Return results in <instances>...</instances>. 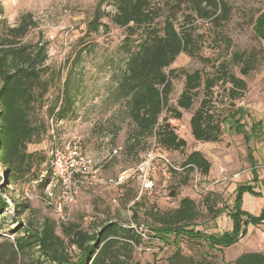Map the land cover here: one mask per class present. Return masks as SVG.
<instances>
[{"label":"trees","instance_id":"1","mask_svg":"<svg viewBox=\"0 0 264 264\" xmlns=\"http://www.w3.org/2000/svg\"><path fill=\"white\" fill-rule=\"evenodd\" d=\"M106 4L113 6L115 12L103 10ZM161 5H171L176 11L187 6L193 14L189 19L195 16L211 21L217 27L228 21L231 15L229 5L218 0H98L89 32L98 33L102 27H107L103 23L106 17L119 28L127 30V42L140 30L145 32L141 39L134 41L137 43L134 48L130 45L125 47L128 56L125 69L120 76H115L116 88L111 92L112 104H122L124 113L134 124V131L129 136L132 143L129 149L134 150L155 135L157 143L169 156L171 152L184 151L188 144L176 132L171 120L182 119L183 112L192 109L201 90L203 97L190 119L193 138L201 143H220L222 127L228 122L229 128L238 135L242 134L249 144L258 132L264 133L261 121L254 122L251 127L253 133H249L246 129L248 124L244 122L248 113L243 108H237L222 120L216 119L214 111L215 89L219 83L230 86L227 88L229 97L236 101L248 91L247 81L232 73L228 63L220 64L218 76L208 78H204L200 71L189 73L172 69L180 55L194 57L199 48L195 28L191 26L178 30L174 22L176 17L167 19L162 29L152 27ZM2 15L0 3V167L3 168L0 184L2 180L6 182L0 186V216L13 205L14 220H19V225L13 232L16 235L14 244L10 247L0 244V264H143L138 254L145 252L153 241L165 244L170 236L174 237L176 251L168 258L167 264H189L182 252L183 240H203L209 248L223 251L239 243L246 236L250 224L264 223V212L259 217H253L242 208L244 193H255L252 185L238 187L232 209L225 205L219 209L223 199L218 195L208 194L204 198L203 203L214 222L223 214L233 221L232 231L217 234L196 231L201 213L196 201L190 197L183 198L177 209L157 212L153 218L155 222L148 227L141 225L137 213H133L136 224L133 223L149 237V241L131 226V221L125 224L106 220L96 230H86L77 223H70L62 227L63 235L58 234V224L53 219L46 218L39 225L30 218L25 221L22 216L28 207L13 197L4 198L3 194L9 192L8 186L31 183L43 174L45 176L38 187L58 185L52 172L50 152L47 155L29 152L28 146L40 144L50 137L53 148L57 137L52 133V126L55 129V124L75 114L80 93L76 70L81 54H77L72 61L60 86V93L52 101L50 93L62 80L63 71H53L47 64L48 42L43 38L27 40L31 29L36 26L30 15L23 17L20 24L14 27L9 26ZM232 63L240 68L245 77L258 71L262 65L257 52H235ZM179 73L185 76V86L177 105L173 106L170 96L174 79ZM45 108L48 122L34 123L32 119L37 109ZM182 167L189 172L197 168L207 176L212 164L202 151L195 150L186 155ZM255 170L256 166L252 164V171ZM0 239H3L1 234ZM228 264H264V253H244Z\"/></svg>","mask_w":264,"mask_h":264},{"label":"rangeland","instance_id":"2","mask_svg":"<svg viewBox=\"0 0 264 264\" xmlns=\"http://www.w3.org/2000/svg\"><path fill=\"white\" fill-rule=\"evenodd\" d=\"M218 1L226 2L231 8V15L222 26H214L211 21H203L195 16L189 19L193 14L187 6L176 11L177 9L171 5H161L152 27L162 29L167 19L176 17L174 22L178 30L191 26L195 28L194 34L199 48L196 55L194 57L180 55L172 65V69L185 70L189 73L200 71L204 78H208L218 76L221 70L220 64L228 63L232 73L247 81L248 91L242 99L236 101L229 97L227 88L230 86L219 83L215 89L217 98L214 101L216 108L214 111L216 119L222 120L230 112L243 108L252 116V120L244 121L248 124L249 130L254 121L264 118V52H262L264 46L255 35L252 26L264 10V0ZM0 3L3 8L2 19L9 26H18L23 17L30 15L36 26L31 29L27 40L43 38L48 42L47 64L53 71H63L62 80L50 93L52 101L60 93V86L67 76L72 61L77 54H81L76 70L77 79L80 81L76 111L73 116L55 124L54 134L57 137L55 146L64 150L69 143L77 144L85 157L93 158L98 164L108 160L114 149H119V154L101 170V176L105 179L116 178L121 171L137 165L157 138L154 135L144 140L134 150H130L132 143L129 142V136L134 131V124L127 118L122 104H112L111 92L116 88L115 76H120L125 69V60L128 58L125 47L130 45L134 48L137 44L134 41L142 38L144 30H140L131 41L127 42V30L119 28L106 17L103 23L107 27H102L98 33L89 32V23L93 20L98 0H0ZM103 10L115 12L114 7L107 4L103 6ZM235 52L260 54L262 62L260 69L247 77L243 76L240 68L232 63ZM184 86L185 76L179 73L178 78L174 79V88L170 96L171 105H177ZM199 94L192 109L183 112L180 123L173 124L175 120H171L176 132L188 145L182 152H171L170 158L177 166L182 167L187 154L195 150L202 151L211 160L212 168L209 175L184 169L173 174L172 179L166 184L159 182L151 195L140 198L135 183L123 189L79 185L77 203L66 208L63 216L55 208L61 193L60 186L55 184L44 188L37 187L35 190L29 188V191L26 187L33 181L25 185H11L8 186L9 192L3 194V197L6 199L13 197L17 202L28 207L22 216L25 221L30 218L39 225L46 218L55 220L59 235H63L62 227L70 223H77L86 230H96L98 225L106 220L133 223L134 212L137 213L140 224L148 227L155 222L153 218L157 212L164 213L177 209L180 201L185 197L195 200L201 213L196 231L205 234L232 231L233 221L226 214L215 222L212 220L203 203L204 198L208 194L218 195L223 199L219 209L223 205L231 207L232 200L227 190L234 182H245L244 177L249 176L252 163L247 159L243 137L231 130L228 122L222 127L220 143H201L193 138L190 119L199 107L203 91L201 90ZM32 120L36 124L48 122L46 108L37 109ZM253 148L257 157V163L254 165L260 167L254 172L255 177L260 179L255 185L258 193L246 192L245 197L244 195L242 197V208L247 210L250 216L259 217L264 212V163L260 158L262 157L260 152L264 155V136L253 143ZM51 149L50 137L45 138L40 144L28 146L29 152L44 155H47ZM232 163L243 168L229 169ZM0 178L3 179L2 167H0ZM5 183L2 180L0 186ZM218 188H223L224 198L223 194L218 193ZM115 198L116 204L113 203ZM8 202L11 204V200ZM13 210L12 205L10 210L0 216V234L3 236L0 244H7L8 247L14 244L16 235L13 232L19 225V220H14ZM173 241L174 237L170 236L163 247H160V242L153 241L150 246L148 245L152 251L138 254L139 260L143 264H167L168 258L176 251ZM258 242L257 236H249L247 233L243 240L223 251L209 248L203 240L195 242L183 240L181 248L189 264H228L246 253L245 251H249L248 246L254 244L255 247ZM21 260L19 258V262Z\"/></svg>","mask_w":264,"mask_h":264},{"label":"built area","instance_id":"3","mask_svg":"<svg viewBox=\"0 0 264 264\" xmlns=\"http://www.w3.org/2000/svg\"><path fill=\"white\" fill-rule=\"evenodd\" d=\"M175 123H180V120H175L173 124ZM53 129L52 126V133L54 134ZM118 154L119 149H114L109 159ZM49 156L51 158L53 176L61 190L58 202L55 205L56 211L61 216L64 215L66 208L77 203L79 185L123 189L129 184L135 183L138 186L140 198L145 194L151 195L159 182L166 184L172 179L173 174L186 169L177 166L156 140L151 144L137 165L121 171L116 178L112 179H105L101 176V170L107 160L100 164L96 163L93 158L85 157L77 144L69 143L64 150L55 146L50 150ZM195 172L198 174L199 170L195 168ZM44 176L45 174L29 184L26 190L29 191V188L35 190L42 182ZM113 203H117L116 198ZM131 226L136 228V225L132 222ZM137 231L144 240L149 241V237L142 230L139 231L137 229ZM157 242H160V247L164 246L162 241L157 240ZM146 251L151 252L152 249L147 248Z\"/></svg>","mask_w":264,"mask_h":264},{"label":"crops","instance_id":"4","mask_svg":"<svg viewBox=\"0 0 264 264\" xmlns=\"http://www.w3.org/2000/svg\"><path fill=\"white\" fill-rule=\"evenodd\" d=\"M253 31H254L255 35L259 38V40L262 42V44L264 46V10L256 18L255 23L253 25ZM246 119H249V120L251 119L252 120L251 114H249ZM263 120H264V118L261 117L259 120L254 121V122H260L261 121L263 123ZM263 127H264V123H263ZM246 129H247V127H246ZM248 132L249 133H253L252 130H251V128L248 130ZM239 136H242L243 139H244V142H245V145H246V151H247V159H249V162H251L252 164H256L257 163V157H256V154L254 152L255 150L253 148V143L257 142L259 140V138L263 137L264 136V133L258 132L257 133V137L256 138H252L249 144L246 143L245 138H244V136L242 134H239ZM260 155L262 156L260 158L263 159L261 161L264 163V155H262L261 152H260ZM208 160L211 162L210 158ZM224 164H226V163H224ZM232 164L233 165L230 166L231 168L228 167L229 169H235V168L236 169L237 168L239 169V168H243L242 166H239V167L236 166L234 163H232ZM225 167L227 168V165ZM259 168L260 167L258 165H256V169H259ZM249 172H250L249 176L248 177H244V179H246L244 183L243 182H234L231 185V187L229 188V190H227V193L229 194V197L232 200V203H231L232 206L229 207L230 209H232L233 206H234L235 199H236V194H237V189H238L239 186H241V185H252V186L255 187V185H257L256 182L257 181H260V179L258 177H255V174L252 171V168H251V170ZM251 175H252V177H251ZM217 191H218L219 194H223V198L225 197V193H224L223 188H218ZM254 191H255V193H258V191L256 189ZM259 193H261V192H259ZM245 195H244V197H245ZM243 210H245V209H243ZM245 211H247V210H245ZM247 233L249 234V236H257L258 239H259V242L257 243V245L255 247H254V244H252L250 247L248 246L249 251H245V252L246 253H251V252H263L264 253V223L261 224V225L250 224L247 227ZM244 238H242L241 240H243ZM235 260L236 259H233V260H231V262H233Z\"/></svg>","mask_w":264,"mask_h":264}]
</instances>
